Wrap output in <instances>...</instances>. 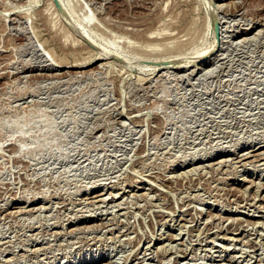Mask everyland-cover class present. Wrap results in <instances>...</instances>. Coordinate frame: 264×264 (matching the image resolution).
<instances>
[{
    "label": "rangeland",
    "instance_id": "obj_1",
    "mask_svg": "<svg viewBox=\"0 0 264 264\" xmlns=\"http://www.w3.org/2000/svg\"><path fill=\"white\" fill-rule=\"evenodd\" d=\"M29 1L0 0V264H264V0L221 2L211 53L205 0ZM81 28L134 58L75 68Z\"/></svg>",
    "mask_w": 264,
    "mask_h": 264
},
{
    "label": "bare ground",
    "instance_id": "obj_2",
    "mask_svg": "<svg viewBox=\"0 0 264 264\" xmlns=\"http://www.w3.org/2000/svg\"><path fill=\"white\" fill-rule=\"evenodd\" d=\"M53 1V0H52ZM52 1H49L50 2V5H52L51 4V2ZM68 0H59V3H60V6H61V8L65 11V13H66V15H65V17H66V19L68 18L69 19V17H68V14H70L69 16L71 17L74 13L70 10V8H69V6L67 5V2ZM224 0H217V3H215V4H217V5H214V4H212V0H205V5H206V8H207V13L209 14V16H208V21L205 23L206 24V32H208V33H210L211 35H213V40L214 41H212V43L213 44H211V48H210V53L214 50L213 49V47H215L216 45H214V43L217 41L216 40V38H215V35H214V22L215 21H219L218 23L221 25V29H223V24H224V22H222V21H224L223 20V18H220V11L223 9V4L221 3V2H223ZM37 2H39L38 0H30L29 1V3H30V7L32 8V5H35V4H38ZM48 2V1H47ZM218 2H220V3H218ZM53 3V2H52ZM49 5V8L51 7V9H52V6L54 7V10H56L55 9V7H56V5L54 6V5H52V6H50ZM57 8V7H56ZM50 9V10H51ZM53 10V9H52ZM69 10V11H68ZM76 10V9H75ZM74 11V10H73ZM27 12H29V9H28V11ZM59 12V11H58ZM57 12V13H58ZM68 12H70V13H68ZM56 13V12H55ZM24 14V13H23ZM30 14V13H29ZM72 14V15H71ZM27 15V14H26ZM33 15V14H32ZM30 16H31V14H30ZM29 16V17H30ZM33 17V16H32ZM87 18H88V16H87ZM27 19V18H26ZM46 19V18H45ZM67 19V20H68ZM178 19H179V17H178ZM218 19V20H217ZM29 20V19H28ZM71 20V19H70ZM207 20V19H206ZM92 21V20H91ZM45 22V21H44ZM49 22V21H48ZM70 22V21H69ZM88 22V21H87ZM90 23V22H89ZM195 23V22H194ZM190 24V23H189ZM48 25V24H47ZM50 26V25H49ZM48 27V26H47ZM81 27V26H80ZM185 27V26H184ZM188 28L189 27H187L186 29L188 30ZM194 28V27H193ZM75 30H78L77 31V34L79 35H77L78 37V40L76 41V42H78V43H80L81 44V46H82V48L83 49H85V50H87L88 51V49L90 48V47H92V48H94L93 50H92V52H94L92 55L90 54V57H88L87 59H86V61L84 62V64H79L78 63V61L76 60V58H75V60L77 61V63L79 64V66H72V67H75V68H82V67H85V66H88V65H91V64H96V63H98V62H100V61H105V60H107V58H106V56H111L112 58H117V59H119V58H134V57H131V56H129L128 54H126L124 51H122V50H120V49H117L116 47H111L108 43H105L102 39H100V38H98V37H96V36H94V35H92L91 34V32H89L88 30H86L85 28H81V29H75ZM53 31V30H52ZM76 32V31H75ZM190 32V31H189ZM204 32V31H203ZM222 32V31H221ZM191 34V33H190ZM52 39H54V38H52ZM57 39V38H56ZM68 40V39H67ZM45 42V41H44ZM74 42V41H73ZM75 42V43H76ZM174 42L175 41H173V44H174ZM86 43L88 44H90L91 46L90 47H88L87 45H86ZM44 44V43H43ZM46 44H48V43H46ZM45 44V45H46ZM65 44V43H64ZM79 44V45H80ZM176 44H178V43H176ZM49 45V44H48ZM120 45V44H119ZM127 45V44H126ZM213 45V46H212ZM47 46V45H46ZM45 46V47H46ZM76 46H78V44L76 45ZM114 46V45H113ZM116 46H118L117 44H116ZM125 46V45H124ZM128 46V45H127ZM127 46H125V47H127ZM162 46H165V45H162ZM47 48V47H46ZM174 48V47H173ZM179 48V47H178ZM124 49V48H123ZM167 49V48H166ZM169 49V48H168ZM54 50V49H53ZM53 50H52V48L51 49H47V53L50 55V57L51 58H53L54 59V61H56V59L58 58L57 56H56V54H55V52H53ZM97 50V51H96ZM208 50V53H206L205 52V56L206 55H208V54H210L209 53V49H207ZM66 51V50H65ZM72 51V50H71ZM70 51V52H71ZM77 51V50H76ZM78 51H80V49L78 50ZM77 51V52H78ZM82 51V50H81ZM91 51V50H90ZM90 51H88V52H90ZM167 51V50H166ZM66 52H69V50L68 51H66ZM73 52V51H72ZM72 52H71V54H72ZM123 53H125L126 54V56H124L123 55ZM204 53V52H203ZM63 54H65L64 52H63ZM73 54H75L74 52H73ZM147 54V53H146ZM145 54V55H146ZM67 55H68V53H67ZM133 55V54H132ZM203 55V56H204ZM59 56V55H58ZM136 56V55H135ZM193 57V56H192ZM45 58V57H44ZM61 59H62V57H60ZM176 58V57H175ZM183 58V57H182ZM198 58V57H197ZM201 58H202V56H201ZM64 59H65V57H64ZM171 59H174V57H172V58H169V57H167V55L166 54H162V53H157V54H150V53H148V59H147V61H145L147 64H148V72H150L151 73V76H152V74H155L156 72H159V71H161V70H163L165 67V65H168L167 67H169V66H171L170 68H166V69H177L178 67H180L179 65H180V62H176V60L177 59H180V58H176V60H171ZM189 59V58H188ZM58 60H60L59 58H58ZM84 60V59H83ZM146 60V59H145ZM181 61V60H180ZM193 61V60H192ZM61 62V61H60ZM59 61H58V63H60ZM82 62V61H81ZM63 63V60H62V62H61V64ZM52 64H53V62H52ZM60 64V65H61ZM78 64H75V65H78ZM179 64V65H178ZM57 65V64H56ZM55 65V66H56ZM59 65V64H58ZM57 66L58 68H68V67H70V66ZM182 65V64H181ZM81 66V67H80ZM145 66V65H144ZM185 67V66H184ZM179 69V68H178ZM193 74V73H192ZM151 80V79H150ZM17 123V122H16ZM15 123V124H16ZM26 123V122H25ZM49 126V125H48ZM261 148H259V150H260ZM261 153V152H260ZM250 154V153H249ZM249 154L247 153V154H245V155H243L242 157H241V159H240V162H242V161H246L247 159H249L251 156H249ZM258 155L256 156V155H254L255 156V158H257V160L259 159L260 161L262 160V159H260L261 158V156H262V154L260 155L259 153H257ZM264 155V154H263ZM264 157V156H263ZM262 157V158H263ZM242 160V161H241ZM256 160V161H257ZM263 161V160H262ZM217 162H219V161H217ZM258 162V161H257ZM238 163V162H237ZM246 163V162H245ZM220 164V163H219ZM245 166H246V164H245ZM220 168V167H219ZM188 172V171H187ZM181 174V173H180ZM186 178V177H185ZM118 183V182H117ZM251 185V184H250ZM140 189H142V188H140ZM163 191V190H162ZM147 195V194H146ZM97 196V195H96ZM105 204V203H104ZM118 204V203H117ZM228 207V206H227ZM42 208V207H41ZM22 213V212H21ZM218 218V217H217ZM242 222V221H241ZM35 234V233H34ZM174 239V238H173ZM173 248V247H172ZM7 249V248H6ZM247 251V250H246ZM6 252V251H5ZM37 252V251H36ZM164 252V251H163ZM170 252V251H169ZM3 253V252H2ZM243 253V252H242ZM244 257V256H243ZM92 261H94V259L92 260ZM91 261V262H92ZM87 264H89L88 262H86Z\"/></svg>",
    "mask_w": 264,
    "mask_h": 264
},
{
    "label": "water",
    "instance_id": "obj_3",
    "mask_svg": "<svg viewBox=\"0 0 264 264\" xmlns=\"http://www.w3.org/2000/svg\"><path fill=\"white\" fill-rule=\"evenodd\" d=\"M54 1H55V3H56L57 7H58L59 9H61V6H60L59 1H58V0H54ZM214 30H215V34H216V36L219 37V34H220V24L218 23V21H215V22H214Z\"/></svg>",
    "mask_w": 264,
    "mask_h": 264
}]
</instances>
